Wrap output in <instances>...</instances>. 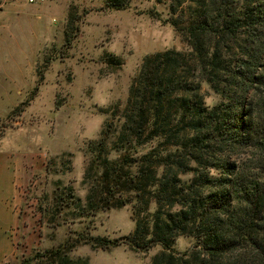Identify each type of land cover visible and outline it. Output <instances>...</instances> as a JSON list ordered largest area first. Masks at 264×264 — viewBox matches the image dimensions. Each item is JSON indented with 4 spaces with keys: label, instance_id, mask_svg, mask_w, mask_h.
Instances as JSON below:
<instances>
[{
    "label": "trees",
    "instance_id": "obj_1",
    "mask_svg": "<svg viewBox=\"0 0 264 264\" xmlns=\"http://www.w3.org/2000/svg\"><path fill=\"white\" fill-rule=\"evenodd\" d=\"M156 2L167 5L165 23L187 52L143 58L120 126L106 122L84 147L83 206L71 189L53 200L87 217L129 207L133 232L87 237L92 249L159 247L150 264H264V0ZM128 4L104 0L116 11ZM76 20L67 17V48ZM103 62L111 71L122 64L113 55ZM202 84L219 103L205 106ZM240 152L251 154V166L232 159ZM181 236L194 246L179 255L173 243Z\"/></svg>",
    "mask_w": 264,
    "mask_h": 264
},
{
    "label": "rangeland",
    "instance_id": "obj_2",
    "mask_svg": "<svg viewBox=\"0 0 264 264\" xmlns=\"http://www.w3.org/2000/svg\"><path fill=\"white\" fill-rule=\"evenodd\" d=\"M128 1L125 10L116 11L106 8L104 0H0V136L7 128L0 147L13 155L15 173L22 170L24 154L40 158L39 169L19 187L29 230L23 237L15 231L9 235L14 250L5 264H150L160 251L136 253L124 245L92 249L87 237H125L135 223L129 207L90 217L79 208L86 195L84 147L99 138L106 122L120 126L116 117L143 58L168 50L187 52L185 42L165 23L171 18L167 5ZM69 14L77 20L67 48ZM105 55L119 58L121 66L111 71ZM201 94L205 106L220 101L204 84ZM109 157L117 156L112 152ZM232 159L248 166L254 160L248 152ZM59 188L72 190L78 209L55 204ZM154 209L152 205L150 211ZM193 246L194 240L185 236L173 243L179 255ZM56 250L58 255L50 256Z\"/></svg>",
    "mask_w": 264,
    "mask_h": 264
},
{
    "label": "crops",
    "instance_id": "obj_3",
    "mask_svg": "<svg viewBox=\"0 0 264 264\" xmlns=\"http://www.w3.org/2000/svg\"><path fill=\"white\" fill-rule=\"evenodd\" d=\"M3 134H7V128H3L1 136ZM11 156L13 155L10 152L0 147V264H5L7 258L13 254V243L9 235L15 231L16 236L23 237L25 231L29 230L27 222L30 218L23 217L24 198L19 187L28 181L33 171H37L40 166V158L35 159L33 154H24L19 162L22 170L16 168L15 173Z\"/></svg>",
    "mask_w": 264,
    "mask_h": 264
},
{
    "label": "built area",
    "instance_id": "obj_4",
    "mask_svg": "<svg viewBox=\"0 0 264 264\" xmlns=\"http://www.w3.org/2000/svg\"><path fill=\"white\" fill-rule=\"evenodd\" d=\"M29 3H32V0H28Z\"/></svg>",
    "mask_w": 264,
    "mask_h": 264
}]
</instances>
